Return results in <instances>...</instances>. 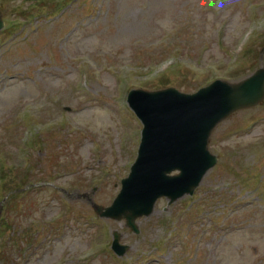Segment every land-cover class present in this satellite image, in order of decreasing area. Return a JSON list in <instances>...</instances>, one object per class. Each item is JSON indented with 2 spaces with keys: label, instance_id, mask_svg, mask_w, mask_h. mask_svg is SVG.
I'll return each instance as SVG.
<instances>
[{
  "label": "rangeland",
  "instance_id": "obj_1",
  "mask_svg": "<svg viewBox=\"0 0 264 264\" xmlns=\"http://www.w3.org/2000/svg\"><path fill=\"white\" fill-rule=\"evenodd\" d=\"M0 9V264H264V101L217 126V164L192 195L160 197L140 233L92 207L112 202L137 155L129 90L249 75L264 65V0Z\"/></svg>",
  "mask_w": 264,
  "mask_h": 264
},
{
  "label": "water",
  "instance_id": "obj_2",
  "mask_svg": "<svg viewBox=\"0 0 264 264\" xmlns=\"http://www.w3.org/2000/svg\"><path fill=\"white\" fill-rule=\"evenodd\" d=\"M4 25L0 11V28ZM264 99V68L238 82L217 79L194 93L174 87L159 90L133 89L129 103L144 123L138 157L111 206L95 205L112 217L135 219L150 214L156 199L166 195L174 201L193 193L207 170L217 162L209 150L216 125L238 108ZM174 170L179 173L170 174ZM114 248L124 253L126 246Z\"/></svg>",
  "mask_w": 264,
  "mask_h": 264
}]
</instances>
